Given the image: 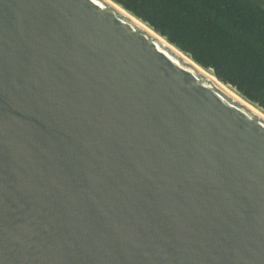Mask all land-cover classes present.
<instances>
[{
    "label": "water",
    "instance_id": "water-1",
    "mask_svg": "<svg viewBox=\"0 0 264 264\" xmlns=\"http://www.w3.org/2000/svg\"><path fill=\"white\" fill-rule=\"evenodd\" d=\"M0 264H264V116L110 0H0Z\"/></svg>",
    "mask_w": 264,
    "mask_h": 264
},
{
    "label": "trees",
    "instance_id": "trees-1",
    "mask_svg": "<svg viewBox=\"0 0 264 264\" xmlns=\"http://www.w3.org/2000/svg\"><path fill=\"white\" fill-rule=\"evenodd\" d=\"M264 107V7L256 0H117Z\"/></svg>",
    "mask_w": 264,
    "mask_h": 264
},
{
    "label": "bare ground",
    "instance_id": "bare-ground-1",
    "mask_svg": "<svg viewBox=\"0 0 264 264\" xmlns=\"http://www.w3.org/2000/svg\"><path fill=\"white\" fill-rule=\"evenodd\" d=\"M114 5L118 6L121 10H123L127 15H129L132 19H134L135 21H138L140 24H142L143 26H145L147 29H149L151 32L157 34L160 38H162V40H164L169 46L173 47L175 50H178L179 52H181V54L183 56H185V58H187L190 62H192L194 65L198 66V68L200 70H202L203 72H205L207 75H209L213 80H215L216 82H218L219 84H221V86H223L224 89H226L227 91H229L230 93H232L235 97H237L238 99H240L242 102H244L246 105H248L249 107H251L252 109H254L256 112H258L259 114H261L262 116H264V109L258 105V103L249 100L247 97H245L244 95H242L232 84L226 82V81H222L220 78H218L216 76V74L213 72V70L210 67L207 66H203V65H199L197 64L195 61L192 60V58L189 56V54L184 53L183 51H181L179 48H177L174 44H172L171 42H169L165 36L159 34L158 31H156L155 29H153L152 26H150L148 24V22L142 20L140 17L136 16L135 14H133L132 12H130L129 10L125 9L121 4H117L114 0H110Z\"/></svg>",
    "mask_w": 264,
    "mask_h": 264
},
{
    "label": "rangeland",
    "instance_id": "rangeland-1",
    "mask_svg": "<svg viewBox=\"0 0 264 264\" xmlns=\"http://www.w3.org/2000/svg\"><path fill=\"white\" fill-rule=\"evenodd\" d=\"M256 1H258L259 3H261L263 5V7H264V0H256Z\"/></svg>",
    "mask_w": 264,
    "mask_h": 264
}]
</instances>
